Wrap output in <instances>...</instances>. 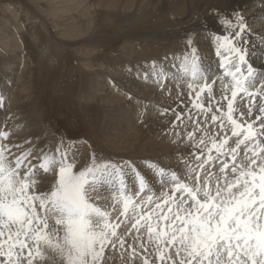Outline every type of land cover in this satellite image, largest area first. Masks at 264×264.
I'll list each match as a JSON object with an SVG mask.
<instances>
[{"label": "snow or ice", "instance_id": "obj_1", "mask_svg": "<svg viewBox=\"0 0 264 264\" xmlns=\"http://www.w3.org/2000/svg\"><path fill=\"white\" fill-rule=\"evenodd\" d=\"M217 20L227 32L213 38L215 76L191 39L171 77L153 65L157 86L187 82L203 116V126L197 119L187 133L195 161L183 159V173L146 163L158 193L131 162L93 155L77 170L63 141L38 155L0 144V264H107L109 249L121 264H264V63H253L257 52L264 57V39L250 47L252 30L238 11Z\"/></svg>", "mask_w": 264, "mask_h": 264}, {"label": "rangeland", "instance_id": "obj_2", "mask_svg": "<svg viewBox=\"0 0 264 264\" xmlns=\"http://www.w3.org/2000/svg\"><path fill=\"white\" fill-rule=\"evenodd\" d=\"M57 1L60 0H0V34L4 35L8 29L12 34H16L11 42V46L15 47L12 48L14 50L12 53H9L0 41V61L6 60L5 58L9 56L16 57V64L11 66L14 69L11 75L20 82L16 81V86L14 85L15 88L13 87L10 94L0 99L3 116L8 113V116L0 121V132L5 128L9 133L8 139L0 140V144L10 146L11 154L15 155L27 151L19 147L17 144L19 141L24 147L34 146L32 143L35 142L31 140L37 138L30 136L33 130L30 123L23 119L19 111L13 113L8 110L12 102L10 96L19 98L20 92L17 86L28 83L26 86L29 87L31 100L28 98L26 102L24 101L30 103V106L27 105L24 109L35 107L33 109L36 113L32 115H38V122H41L45 128L46 139L40 142L47 152L54 153L55 149H51V145L56 141L59 143L63 141V148L66 146L77 148V154L81 159L82 155H88V164L93 155L97 162L101 163L131 162L145 177L146 183L158 193V178L149 172L145 167L146 163H157L166 170L183 173L182 160L188 159L194 162L195 156L191 155L194 151L191 142L182 135L195 127L194 121L197 119L202 122L203 116L189 104L190 99L194 100V93L190 96L188 91L185 98L181 94L182 96L169 99L176 95L178 90L188 89L186 81L167 79L163 87H159L152 80L154 74L150 75L153 76L150 83L144 71L153 72L151 69L154 64L156 70H159L164 68L166 60L189 53L191 51L187 44L189 39L192 41L191 48L197 50V56L205 62L202 61L208 71L214 68L218 70L219 58L216 55V46L207 35L210 32L198 33L195 27L198 25L184 30L186 24L192 25L201 20L191 22L188 18L187 23L186 16L176 14L177 7L173 8L171 5L162 11L155 9L145 14L136 13L134 10H132L134 13L125 12L121 9V4L118 8L120 10L104 7L92 9L91 4L95 0H87L81 7V12L71 13L62 9V6L73 7L77 1L72 4L63 3L65 1L63 0L56 5ZM182 2L181 6L187 5V1ZM215 2L218 5L217 1ZM186 11L188 10L184 12ZM84 12L93 14L91 21L84 17L86 15ZM220 16L222 20L224 17L221 14ZM211 17L218 26L219 22L213 19L214 17L217 19V15ZM203 22L204 20L201 24ZM180 23L182 24L178 27ZM259 25L264 28V21ZM138 44L147 50L143 48L144 52L146 51L144 54L126 53V48ZM201 45H205L206 53L209 55L206 54L204 57L198 54ZM177 65L178 63L174 62L171 68L167 69L169 77L177 71ZM118 72L125 74L122 73L123 75L118 78L116 74ZM123 76L127 77L123 79ZM96 78L98 81H104L102 82L104 85L102 88L98 86L101 92L89 101L86 96L96 88ZM142 86L144 90H141ZM117 94H121L123 98L118 102L119 104L114 98H119ZM201 100L207 107L206 94ZM20 106L18 104L15 108ZM178 114H181V120L173 130L172 124L177 120ZM117 118L120 125H117ZM135 125L143 127L138 132L135 130ZM175 132L180 134L178 140L175 138ZM169 135L173 137L171 141L165 139ZM200 135V132L195 133L196 138ZM160 141L175 145L170 151L163 149L153 152V147H156L157 142ZM229 143L231 144L232 141ZM188 151L190 156L186 158L185 153ZM40 153L41 151L34 147L33 154ZM47 180L41 185H49ZM127 182L133 191L138 190V181L131 173ZM124 228L122 224L118 233L123 232ZM127 239L128 243L132 242L131 237ZM113 256L119 255L114 252ZM152 259L155 260V257L153 256ZM112 260H108L107 263L113 264ZM136 264L141 262L137 260Z\"/></svg>", "mask_w": 264, "mask_h": 264}, {"label": "bare ground", "instance_id": "obj_3", "mask_svg": "<svg viewBox=\"0 0 264 264\" xmlns=\"http://www.w3.org/2000/svg\"><path fill=\"white\" fill-rule=\"evenodd\" d=\"M62 1L63 0L57 1L56 2V5H58V2H62ZM75 1H77V2L74 3V6L73 7L70 6V5H68V6L65 7L63 5L62 6V9H65L66 11L71 12V13L72 12H75V11L81 12L80 11L81 10V7L83 6V4L87 0H65V1H63V3H72L73 4V2H75ZM182 1H187V5L182 4V6H181V3H183ZM215 1H217L218 5L216 4ZM120 4H121V9L124 10L125 12L126 11H132V10H134V12L136 11V13L139 12V13H145V14L148 13V12H150V11L153 12V10H155V9L157 11L158 10L162 11L164 9H167L170 5L173 8H176L177 7L178 11H177V9L175 10L177 12L176 14H179L180 16H182V15L186 16V20H185L186 22L188 21V18H189V21H191V22H194V21H196L198 19L201 20L199 22L192 23V25L186 24L183 27L184 30L185 29H188V28H191V26H193V25H198V26H195L196 27V31H198V33H200L201 31L203 33H209L210 32L207 35L210 36L213 41H214L213 38H214L215 35L222 34L223 31H227V29L226 28H222L220 22H219V25L218 26L215 25V22L216 21H213L211 16H213V15L216 16L217 13H219V14H221L224 17L226 15L232 14L231 12L238 11V12H240V14H242L245 17V19L248 22L249 27L252 30V35L249 37V39L251 41L250 47L252 45H255V44H260L261 41H262V39H264V28L259 25L260 23L262 24V22L264 21V0H95V2L93 4H91V7H92V9L95 8V7H100V8H103L104 7L106 9H113V10H115V9H118L119 8ZM118 10H120V9H118ZM185 10H188V11L184 12ZM84 13H86V15H84V17L85 18L87 17V19H90V21H91L92 20V17H93V14L92 13H88V12H84ZM213 19L214 20H217L215 17ZM203 20H204V22H203V24H201V22ZM183 23H185V22H183ZM181 24L182 23L178 24V27ZM8 25H10V24L8 23ZM77 28L79 30H82L78 26H77ZM8 30L4 33V35H1L0 34V36H1L0 37V41H1V43L3 42L2 43L3 44V47H5V49H7V51L9 53H12L14 51L13 49H15V47L14 46H11V42L14 40V37H15L16 34H12V32L11 31H8ZM216 30H219V31H216ZM205 37H207V36H205ZM195 42H197V41H195ZM144 46L146 47V45H144ZM150 47H153V46L150 45ZM143 48L140 46V44H138L137 46L135 45L132 48H131V46H130V48H126L125 51H126V53H129L130 55H132V54L142 55V54H144L147 51L144 48L146 50L144 52V49ZM16 49H17V47H16ZM183 49H184V47H183ZM198 54L205 57V55L207 54L206 53V47H205V45L204 46L201 45L200 51H198ZM207 55H209V54H207ZM179 57H181V55L180 56H177V57L174 56V57H172L171 60H166V62H165L166 64H164V68H166V69L169 70L171 68L170 66L172 65V63H174V62L179 63V59H178ZM5 59L6 60H4V61H0V97H1L0 99L6 98L10 94V92L13 89L14 85L16 84V81L19 82L18 80H16V78L14 79V77L11 75V73L14 70V69H12L13 67H11V66L14 65V64H16V60H17L16 57L12 58V56H9L8 58H5ZM144 59H145V57H144ZM253 63L257 67H259L261 63H264V57H261L259 55V52H257V56L253 58ZM214 66H215V64H214ZM204 67H205V69H206V71H207V73H208L209 76H215L217 74V72H218L217 68H214L213 70L208 71V68L206 67L205 64H204ZM151 70H153V69H151ZM122 73L125 74L124 72H118V73H116L118 75V78H120L123 75ZM151 74H154V71L153 72H149V70H147L146 72L144 71V75H145V77L148 76V81L149 82L151 81L150 79L153 78V76H150ZM126 77L127 76H123V79H125ZM19 79H21V78H19ZM152 80H154V79H152ZM96 81H97L96 82V84H97L96 88L94 90H92L89 95L86 96V99H89V101L90 100H93L94 97L96 96V94H98L99 92H101V90L98 89L99 88L98 86H101V88H102V86L104 85V83L102 85V82H104V81H102V82L101 81H98L97 78H96ZM21 82H24V81H21ZM26 85H28V83L27 84L26 83H23L20 86H17L19 88V89L18 88L17 89L20 92L19 93L20 95L18 94L19 95V98H16L14 96H10V97H12V100H11L12 102H11V108H8V110L13 111V113H16V111H19L20 114L23 116V119H25L26 121H28L27 123H30L31 127L33 128V130L30 133V136L32 135L33 137H36L37 139L31 140L32 142H35V143H32L34 146H32V145L29 146L28 145V147H24L23 146L24 144H21L20 141L17 144L22 149H26V150L32 149L33 150L34 147H35L39 151H42L43 150L44 152H47V150L45 149V146H43V144L40 142V140L46 139V137H44L45 128H44L43 124H41V122L40 123L38 122V119H39L37 117L38 115L37 116L32 115V114L36 113V111L33 109L35 107L34 106L32 108L31 107L30 108L28 107L29 110H25L24 109V107H26L27 105L30 106V103H25L26 102V99L29 98V100H31L30 97H29L31 95V93H30V90L28 89L29 87L26 86ZM141 90H144L143 86L141 87ZM146 90L148 91V89H146ZM112 91H114V90L112 89ZM156 91H157V89H156ZM188 91L189 90L187 88L185 90H183V91H179L178 90L177 91V94L174 95V96H172V97H170L169 99L171 100L172 98H176L177 96H182V95L184 96L183 98H185V95H186V93ZM13 94H15V93H13ZM117 97H119V98L114 97L117 100V103L118 102H121V100L123 99L122 96H121V94H117ZM29 100H27V101L29 102ZM22 102H23V104H22ZM162 102H164V100ZM17 103L19 104V106L20 105L21 106L16 109L15 106L18 105ZM193 103H194V100L193 99H190V103L189 104L190 105H193ZM187 104H188V102H187ZM119 108H120V110L122 109L121 106ZM8 110H7V112H8ZM120 110H118V111H120ZM29 111H31V112L28 113ZM141 113H142V111H141ZM7 116H8V113H6L3 116V112L0 110V121L3 118L7 117ZM154 117H156V116H154ZM160 120H161V118H160ZM145 122H146V120H145ZM145 122H143V124ZM201 123H203V121ZM118 124L120 125L121 123H119V119L117 118V125ZM156 124H157V121H156ZM142 127L141 126H136L135 127V130L139 132ZM193 129H189L187 132H191ZM6 131H7V129L3 128V132H6ZM179 132H181V129H179ZM182 136H184V138L187 141H189L186 138L187 137V134H183ZM25 137H26V135H25ZM28 138H29V136H28ZM47 138H48V136H47ZM175 138H176V140H178V137H175ZM165 139L171 141L173 139V137L169 135ZM180 139H179V141H180ZM27 140H25V141H27ZM48 140H49V138H48ZM54 144L51 145L52 146L51 149H53V148L56 149L57 148V145H60V143L58 141H56V143L54 142ZM174 145L175 144H170V142L166 143L165 141L164 142L160 141L159 143L157 142L156 147H153V149H154L153 152L160 151V150L163 151V149H165V150H168L169 149V151H170L174 147ZM41 148H43V149H41ZM64 148L69 150V156L70 157H74L75 158V163H76V169L77 170L78 169H82L84 166L88 165V155L87 154H86L87 156H85V154H84V156L82 155L81 156L82 159H81L80 156H79V154H77L78 153L77 148L70 147V146H66ZM184 149H185V147L182 149V151ZM197 150L198 149H196V151ZM190 151H188L187 153H185V157L186 158H188L190 156V153H189ZM165 159H163V161ZM50 179L51 178H49L46 182L49 183V180ZM48 188H49V185H40V190L41 191L47 190ZM113 253L114 252H111V250H106L105 255H106V257L107 256H111L112 257L113 256ZM112 259L111 260L114 262L113 264H121L120 256H116V257L113 256ZM112 261H110V262L112 263Z\"/></svg>", "mask_w": 264, "mask_h": 264}]
</instances>
